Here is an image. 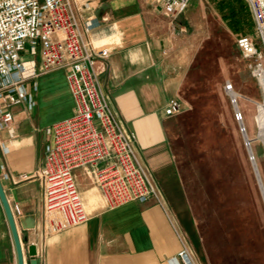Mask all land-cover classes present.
<instances>
[{
  "label": "crops",
  "instance_id": "crops-1",
  "mask_svg": "<svg viewBox=\"0 0 264 264\" xmlns=\"http://www.w3.org/2000/svg\"><path fill=\"white\" fill-rule=\"evenodd\" d=\"M200 3L190 0L171 20L155 0H67L83 41L107 52L105 60L97 58L94 70L100 72L111 115L158 201L106 208L86 171L78 169L76 184L89 218L55 235L42 234L43 195L37 175L50 140L44 129L67 119L74 106L64 73L42 74L36 80V109L14 107V139L0 132L5 150L0 152V182L25 258L27 247L33 246L37 264H165L185 249L197 264L200 238L170 139L174 116L165 115L164 107L175 99L184 104L191 67L210 36V24L200 18ZM250 25L253 30L251 17ZM87 28L96 30L86 35ZM25 218L33 228L19 226L17 220ZM0 264H17L1 201Z\"/></svg>",
  "mask_w": 264,
  "mask_h": 264
},
{
  "label": "built area",
  "instance_id": "built-area-1",
  "mask_svg": "<svg viewBox=\"0 0 264 264\" xmlns=\"http://www.w3.org/2000/svg\"><path fill=\"white\" fill-rule=\"evenodd\" d=\"M190 0H155L164 16L175 20ZM253 21V34L237 39L236 46L248 62L264 106V0H243ZM67 0H0V132L14 139L16 119L12 109L33 112L37 103V77L61 71L74 103L72 114L46 127L41 184L42 234L55 235L87 221L75 170L86 171L101 193L106 208L132 201H158L156 191L136 161L128 139L118 129L94 70L105 49L93 50L83 41L76 20L68 14ZM96 28H87L86 35ZM255 41L260 44L259 51ZM92 41H90L91 43ZM32 57L22 60L21 53ZM40 66L37 65V58ZM230 90V88H228ZM181 109L178 100L164 107L167 116ZM240 120V115L239 118ZM0 152H5L0 142ZM165 264H194L188 251Z\"/></svg>",
  "mask_w": 264,
  "mask_h": 264
},
{
  "label": "rangeland",
  "instance_id": "rangeland-1",
  "mask_svg": "<svg viewBox=\"0 0 264 264\" xmlns=\"http://www.w3.org/2000/svg\"><path fill=\"white\" fill-rule=\"evenodd\" d=\"M200 2L210 36L193 62L184 104L169 126L200 238L197 264H264V203L242 134L249 139L264 189V147L255 122L262 97L236 46L238 38L253 34L250 14L243 0ZM255 46L261 50L257 41ZM20 56L32 59L27 52ZM229 87L238 94V113Z\"/></svg>",
  "mask_w": 264,
  "mask_h": 264
},
{
  "label": "water",
  "instance_id": "water-1",
  "mask_svg": "<svg viewBox=\"0 0 264 264\" xmlns=\"http://www.w3.org/2000/svg\"><path fill=\"white\" fill-rule=\"evenodd\" d=\"M235 101H232V104L234 103ZM242 124H240L241 126ZM242 128V127H241ZM242 131H244V129L242 128ZM243 139H244V142L246 143V146H247V153L249 155V158L252 162V168H253V171L257 177V183H258V186L261 190V195H262V199H263V203H264V189L261 188L262 185H261V182L258 178V173H257V170H256V166L253 162L254 158H252L251 156V151H250V144L247 143V138H246V135L243 134ZM0 201H1V204H2V208H3V211L5 212V216H6V220H7V224L9 226V229H10V233H11V236H12V241H14V246H15V253H16V256H17V264H37V260H36V256H35V248L33 246H28L27 247V251H26V258L23 256V252H22V247H21V242L19 241V238H18V233H17V226H15V219L13 217V214H12V211H10L9 209V206L7 204V201H6V197L5 195L3 194V190H2V186H1V182H0ZM26 219V218H25ZM18 219V223H19V226L22 227L23 230H26V229H30V228H33L34 225L29 223L30 219Z\"/></svg>",
  "mask_w": 264,
  "mask_h": 264
},
{
  "label": "bare ground",
  "instance_id": "bare-ground-1",
  "mask_svg": "<svg viewBox=\"0 0 264 264\" xmlns=\"http://www.w3.org/2000/svg\"><path fill=\"white\" fill-rule=\"evenodd\" d=\"M230 88V90L228 89V88H226V90H227V94L229 95V97L231 98V101H235L234 103H233V108H234V111H235V113L237 112H239V110H238V106H237V93H235L233 90H232V87H229ZM258 115L256 116V118H255V122H256V127H257V139L263 144V147H264V106H262L261 108H259V110H258ZM240 118H242L241 117V114H240ZM239 124H242V128H244V125H243V123L241 122V121H239ZM241 127V126H240ZM241 128V129H242ZM244 130H245V128H244ZM242 134H245V131L242 133ZM246 135V134H245ZM246 138H247V136H246ZM247 143H249L250 144V142H249V139L247 138ZM249 148H250V146H249ZM250 151H251V149H250ZM252 153V152H251ZM249 156V155H248ZM251 156H252V158H253V154H251ZM253 162H254V164H255V166H256V163H255V161L253 160ZM252 170H253V168H252ZM256 170H257V173H258V169H257V166H256ZM254 172V171H253ZM258 178H259V180H260V182H261V179H260V174L258 173ZM262 188V187H261Z\"/></svg>",
  "mask_w": 264,
  "mask_h": 264
}]
</instances>
